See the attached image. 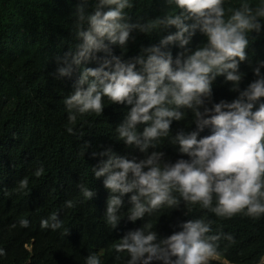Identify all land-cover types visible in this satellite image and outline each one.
Masks as SVG:
<instances>
[{
    "label": "clouds",
    "instance_id": "9594fccd",
    "mask_svg": "<svg viewBox=\"0 0 264 264\" xmlns=\"http://www.w3.org/2000/svg\"><path fill=\"white\" fill-rule=\"evenodd\" d=\"M88 2L81 0L77 5L76 34L83 42L77 45L73 63L79 66L81 59L92 58L100 61V67L83 69L75 90L65 98L69 123L76 121L77 114L102 115L106 97L128 109L116 128L118 139L126 147L146 153L143 158L117 155L111 149L100 153L107 159L99 170L94 169V177H105L103 186L109 192L106 222L117 227L120 216L114 213L124 207L126 195L130 205L127 218L132 222L163 206L178 207L182 201L199 205L218 218L231 219L242 212L253 219L264 215V75L260 71L264 62L253 69L256 79L245 89L239 88V65L247 59V34L260 32L264 0H241L238 7L229 5L227 9L225 0H169L171 8L165 15L145 25L129 22L125 10L133 6L130 0H96L94 11L86 15ZM136 27L146 33L172 27L177 31L161 38L159 45L143 48L146 58L90 57L93 51L110 53L109 45L126 47ZM197 30L207 43L188 51L186 46ZM174 42L184 50L175 59L170 49L161 51ZM219 76L231 82V90L238 95L209 108L205 102H211L212 85ZM88 77L96 79L81 87ZM184 109L194 115L195 130H180L172 136L181 158L172 162L163 151H149L155 149V142L169 136L173 121L184 119ZM205 128L211 134L198 139ZM67 131L74 134L72 128ZM43 171L40 168L35 175L39 177ZM28 183L27 178L22 179L20 189H26ZM82 194L86 199L93 196L86 188ZM56 216L53 213L51 218ZM28 223L20 221L22 227ZM211 223L203 218L188 219L178 224L179 231L159 239L146 224L129 230L113 248L127 254L125 264H211L220 260L214 243L219 236L207 235ZM47 226V221H41V227ZM60 226L61 222L53 228ZM4 254L0 249V255ZM86 264H101L100 257L90 255ZM258 264H264V255Z\"/></svg>",
    "mask_w": 264,
    "mask_h": 264
},
{
    "label": "trees",
    "instance_id": "16d2710c",
    "mask_svg": "<svg viewBox=\"0 0 264 264\" xmlns=\"http://www.w3.org/2000/svg\"><path fill=\"white\" fill-rule=\"evenodd\" d=\"M95 2L89 0L84 5L86 15L94 11ZM240 2L225 0V8L238 7ZM79 3L81 0H0V249L5 253L0 255V264H86V257L93 254L100 257L101 264H125L127 254L116 253L113 245L129 230L147 224L159 239L179 231L180 222L198 218L212 221L207 235L219 236L214 243L220 260L211 264H258L264 255V215L253 219L242 212L231 219L218 218L199 205L182 201L178 207L163 206L132 222L127 218L130 205L126 195L124 207L114 213L120 216L117 227L113 229L106 222L109 192L103 186L105 177H94V169L99 170L107 159L100 153L111 149L128 158H143L146 153L141 154L135 146L126 147L118 139L116 128L128 109L106 97L102 115L77 114L76 121L69 123L65 98L75 90L83 69L100 67V61L92 58L81 59L79 66L73 63L77 45L83 42L76 34ZM130 3L133 6L125 11L134 25L162 18L171 8L169 0ZM261 24L259 33L247 34V59L239 65L241 90L256 79L253 69L264 62V21ZM175 31L172 27L146 33L136 27L126 47L109 45L110 53L93 51L90 57L111 60L116 55L122 61L137 55L146 58L143 48L159 45L161 38ZM206 43L197 30L186 47L193 51ZM169 49L174 59L184 51L178 42L161 47V51ZM260 71L264 75V67ZM94 79L88 77L81 87L86 88ZM212 90L211 102H205L209 108L220 100L231 102L238 95L223 76L216 78ZM182 111L186 112L184 119L173 121L169 136L149 150L163 151L165 159L172 162L181 158L172 136L180 130H195L191 110ZM209 134L210 128H205L197 138ZM40 168L44 171L37 177ZM24 178L28 187L20 189ZM82 188L92 191L93 196L86 199ZM53 213H57L55 219L51 218ZM21 220H27L28 226L22 227ZM41 221H47L48 226L41 227ZM59 222L61 226L53 228Z\"/></svg>",
    "mask_w": 264,
    "mask_h": 264
}]
</instances>
